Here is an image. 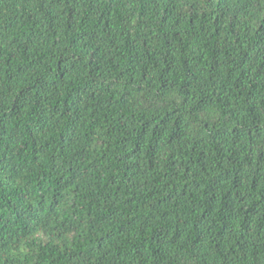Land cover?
<instances>
[{
  "label": "trees",
  "instance_id": "trees-1",
  "mask_svg": "<svg viewBox=\"0 0 264 264\" xmlns=\"http://www.w3.org/2000/svg\"><path fill=\"white\" fill-rule=\"evenodd\" d=\"M0 264H264V0H0Z\"/></svg>",
  "mask_w": 264,
  "mask_h": 264
}]
</instances>
